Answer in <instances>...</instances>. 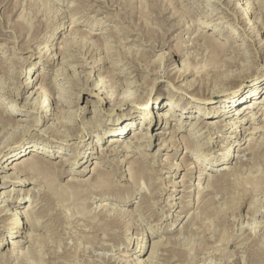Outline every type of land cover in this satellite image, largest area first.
I'll return each mask as SVG.
<instances>
[{
  "label": "rangeland",
  "instance_id": "1",
  "mask_svg": "<svg viewBox=\"0 0 264 264\" xmlns=\"http://www.w3.org/2000/svg\"><path fill=\"white\" fill-rule=\"evenodd\" d=\"M164 1L167 9H159L163 7H160V4ZM219 1L221 3L216 0H0V119L6 118L1 114L2 106L9 105L19 97L18 106L25 109L20 110L21 114L16 118L25 119L19 121V124L30 126V130H27L23 137L16 134L20 130L17 129L15 133L14 130L8 129L16 134L13 136L17 140L10 144L9 150L1 153L0 163L12 154L11 151L16 150L20 143L32 146L37 141L49 142L53 139V144L59 145L62 140L60 133L65 131L66 123L69 119L72 122L74 119L77 121L73 131L69 133L73 137L69 140L70 145L63 146V153L52 158V161H60L63 154L65 159L77 163L68 164L63 171L56 173L55 181L60 185L62 193L57 194L54 202H50L51 200L43 195L44 190H39L42 188L39 184L16 186V181L0 180V211H4L0 216V239L4 238V233L7 237L13 236L18 248L10 260L0 259V264H139L137 261L150 257L152 244L158 240V249L155 250L157 254L149 264H264V253L260 254L256 249L258 245L264 246V225L261 226L263 230L257 234L259 240H242L246 236L245 227L253 217L249 206L254 204L260 211L264 209V191L260 193L258 189H264V161L263 164L256 163L246 172L236 170L242 161L254 158V153L250 151L255 152L264 144V101L261 100L264 94V0L254 1H261L263 7H259V10L253 0ZM236 4L240 5L239 9L247 17L251 15L252 9L255 11L251 18H247V22H257L256 27L251 25V30L239 28L243 25L238 23L240 10L234 15L232 13ZM253 5L255 8H252ZM233 18L237 22H234ZM204 20L211 22L210 27H202ZM220 21L222 22L219 26L214 24ZM227 22L232 26L226 27ZM71 24L75 27H71ZM216 25L221 32H212ZM234 29H238L239 34L234 35ZM165 45L173 53L171 52L164 63L160 89L154 87L153 96L147 98L148 90L146 83H143L145 87L140 88L141 95L137 96L140 91L135 87H128L126 83L135 80L141 82L140 70L146 58L155 48ZM57 50H64L73 55L68 57L70 62L65 64L63 73L67 75L66 80L57 75L61 70L56 71L61 59L51 61L48 58ZM228 59H231L230 62ZM120 60L122 61L119 65L114 64ZM232 60L238 65H232ZM182 62L191 66L190 68L193 66L192 73L186 79L179 78L178 73L174 71ZM30 64H34L37 70L33 78L35 82L34 86L30 85L25 89L22 73L28 70L27 66ZM254 74L261 75L263 79L261 90L255 96V101L262 108H257L255 113L241 114L242 118H236L213 112L207 113L206 118L203 115V118H194L182 115L179 108L177 112L168 111L172 114L167 123L166 119L156 117V112L167 111L166 102L170 95H174V100L187 110L184 114L198 113L196 106L187 108L189 103H193L194 96L200 97V94H197L198 86L203 81L210 85V90L217 87L216 92L219 94L214 96V103L195 102V105H203L205 110L216 108L222 103L223 95L233 91L241 82L250 84L247 80ZM206 77H209V83ZM102 80L108 84L105 89L109 95L113 94L112 99L117 98L116 101H120L121 95H125L129 88L130 93L135 92L131 95L135 97L132 99L139 100L129 102L121 110H110V103L100 99L103 97L100 95L102 92L99 93L95 89L96 83H102ZM188 81L195 83V89H191L194 92L190 89L187 91ZM219 81H222L221 85L218 84ZM174 85L181 91L173 89ZM3 86H6L7 90L4 91L6 87ZM50 86H55L53 95L59 104L57 111L48 110L50 113L46 118V113L38 109L34 91L50 93L52 96ZM209 89L203 90L204 97ZM62 114L68 117L62 118ZM129 114L133 115L129 117ZM145 114L157 122L151 131L143 130V133L148 131L151 134V137H143L146 143L136 142V139H130L128 136L127 140L133 142L132 151L123 150V144L117 154L105 157L100 150L108 146L107 138L114 135L108 132L113 127L112 123L133 118V126L128 130L132 131L136 127L140 128ZM202 119L206 122L219 119H226L229 123L239 121L244 131L232 132L231 123L229 126L213 124L211 131L197 136L201 130L204 132L207 129L202 126L194 130L189 129L195 120ZM92 120L97 126L91 123ZM56 127L60 128L59 134L54 132ZM69 127L68 125L67 128ZM2 128L3 126L0 127V133L3 134L5 127ZM82 130H85V133ZM101 132L105 137L99 139ZM251 135L259 144L248 150L249 154L241 152L239 158L236 155L232 162L224 164L227 171H221L224 151L235 146L236 153L238 147L245 148L248 142L244 139ZM181 138L193 139L195 146L201 145L203 148L191 149V153H188L185 144L180 143ZM176 139L179 140L175 146L170 140ZM222 144L223 149L220 147ZM23 152L20 151L19 155ZM71 152H79V156L69 158L68 154ZM205 156L209 158L211 168H192L196 158L203 162L202 158ZM214 156L217 159H214ZM235 160H239L238 163ZM95 161L100 163L102 174L97 176V182H90ZM140 163L143 171L138 173L136 167L139 168ZM176 163H183L184 166L170 171ZM184 167H191V172L188 174ZM11 172L12 169L7 174ZM142 173L143 176H140ZM2 174L4 171L0 168V175ZM52 174L48 172L47 176L53 178ZM223 176H231L229 185H224L222 189L212 184L208 186L210 177L212 179ZM73 177L77 182L88 184L68 186L69 179ZM97 183L111 184L110 186L113 184V190L101 194L92 191L87 200L88 192ZM13 187L15 189L12 190ZM207 187L215 189L214 194L207 195L202 200L203 191ZM217 188L221 190L219 193ZM17 189H21L19 196ZM212 195L220 200L207 207L206 201ZM15 197L19 198L12 201ZM36 199L39 205L31 217L39 220V226L28 225V229L20 226L17 230L8 228L11 227L10 221L15 217L14 212L23 211L25 203ZM19 201L21 202L18 203ZM240 202L241 204H238ZM3 204L8 207L2 206ZM225 209L228 211L227 215L223 214ZM120 210L122 215L116 218ZM6 211H9L8 214H4ZM113 217L116 218L115 223L111 220ZM30 235L33 236L32 239ZM167 241L166 247L164 245ZM0 247V254L8 253L7 244Z\"/></svg>",
  "mask_w": 264,
  "mask_h": 264
},
{
  "label": "bare ground",
  "instance_id": "2",
  "mask_svg": "<svg viewBox=\"0 0 264 264\" xmlns=\"http://www.w3.org/2000/svg\"><path fill=\"white\" fill-rule=\"evenodd\" d=\"M158 1H160V0H158ZM163 1V0H162ZM211 1V0H210ZM229 2H233V0H228ZM241 1V0H240ZM254 1L255 0H253V3H254ZM156 2V1H155ZM216 2H218V3H221L219 0H216ZM261 2V1H260ZM260 2L258 3L257 1L255 2V3H257V4H255V6L257 5V9L259 8V9H261L262 7H263V5H261L260 4ZM159 3V2H158ZM160 4V3H159ZM158 4V5H159ZM235 4V3H234ZM157 5V4H156ZM163 7H162V6ZM153 7H155V5L153 6ZM159 7V6H158ZM160 7H162V8H159V9H163V10H165V9H167V7L168 6H166V2L164 1V3L162 2L161 4H160ZM239 7H240V5H238V4H236V6L234 7V12H232L233 13V15L235 14V12H237V11H239L240 9H239ZM252 8H255L254 7V5L252 6ZM157 9V8H156ZM155 9V10H156ZM236 9V10H235ZM258 9V10H259ZM259 12V11H258ZM251 15H253V13H255V11L252 9L251 10ZM251 15H249L248 17L249 18H251ZM247 15L243 12V11H241L240 10V17H239V20H238V23H243V25L242 26H240L239 28H242V29H244V30H247V28H249L250 30H251V25L252 26H254V27H256L257 26V22H255V23H251V21L250 22H247ZM208 18H209V16H208ZM234 20V22H237V20L235 19V18H233ZM252 20V19H251ZM259 21V20H258ZM222 21H220V22H216V23H214V24H220ZM233 22V23H234ZM245 22H246V26H245ZM71 23V22H70ZM211 23V22H210ZM210 23L208 22V21H205L204 20V23L203 24H201L202 25V27H210ZM224 23V22H223ZM222 23V24H223ZM236 24V23H235ZM22 25V24H21ZM215 26L214 27V29L212 30V32H221L222 30L221 29H219L218 28V26ZM74 25L73 24H71V27H73ZM148 26V25H147ZM232 25H230V24H228V22L226 23V27H231ZM234 26H236V25H234ZM22 28H23V26H21ZM75 27V26H74ZM77 27V26H76ZM150 27H148V29H149ZM261 29V28H260ZM253 32V31H252ZM234 35L235 34H239V31H238V29H234ZM66 36V35H65ZM114 40V39H113ZM65 41V40H64ZM215 41V40H214ZM211 42V41H210ZM217 43V42H216ZM221 44V43H220ZM226 44V43H225ZM214 45V44H213ZM219 45V44H218ZM220 46V45H219ZM221 47V46H220ZM61 48V47H60ZM229 48V47H228ZM154 49V48H153ZM223 49H224V47H223ZM225 50V49H224ZM129 51V50H128ZM239 51V50H238ZM172 51L171 50H169V47H167L166 45H165V47H161V48H155L154 49V51H152L149 55H148V57L146 58V61H145V63L143 64V68H142V70H140L141 71V73H140V76L142 77V81L141 82H139V80H135V81H132V82H128V83H126V85L128 86V87H135V89L136 90H138V91H140L139 93L140 94H138L137 92V96H139V95H141V90H140V88L141 87H145V84H143V83H146V87H147V94H146V97L147 98H149V97H151V96H153V93H154V87H157V90H159L160 89V84H161V79H162V70L164 69L163 68V66H164V63H165V61L167 60V58L168 57H170V55L173 53H171ZM240 53V52H239ZM58 54V55H57ZM127 55V54H126ZM239 55V54H238ZM70 56H73V55H71V53H68V52H65L64 50L62 51V50H59V52H58V50L56 51V53H54L52 56H49L48 58H50V60L51 61H54L55 59H61L60 61L61 62H59L58 63V68H57V70L56 71H59V70H61V72H58L57 73V75H60V79H63V80H66L67 79V75L65 76V74L63 73V72H65V64H68L69 62H70V59H68V57H70ZM241 56V55H240ZM228 57V56H227ZM226 57V58H227ZM238 57V56H237ZM243 57V56H242ZM242 57H240V58H242ZM106 58V57H105ZM104 58V59H105ZM130 58H131V56H130ZM225 58V57H224ZM229 58V57H228ZM244 58H245V56H244ZM243 58V59H244ZM237 58H235V60H236ZM49 60V59H48ZM106 60V59H105ZM108 60V59H107ZM130 60V59H129ZM221 60V59H220ZM229 60V62H230V60L231 59H228ZM235 60H232V61H234V63L232 62V65L234 64V65H236L235 64ZM121 61L122 60H120V62H118V63H114V64H116V65H119V63H121ZM226 61V60H225ZM236 61H238V59L236 60ZM5 62V61H4ZM113 62V61H112ZM239 62V61H238ZM133 63V62H132ZM138 63V62H137ZM142 63V62H141ZM22 64V63H21ZM20 64V65H21ZM140 64V63H139ZM231 64V63H230ZM242 64V63H241ZM245 64H246V62H245ZM244 64V65H245ZM134 66H135V64H133ZM187 65H189V64H187ZM191 65V64H190ZM227 65H228V63H227ZM226 65V66H227ZM238 65V64H237ZM243 65V66H244ZM82 66H83V64H82ZM138 66V65H137ZM218 66V65H217ZM28 67V70H26V71H24L23 73H22V77L24 78V83H22V84H24V88L26 89V88H28L30 85L31 86H34V82H35V79H33L34 78V75H35V72L37 71L36 70V68L34 67V64H30V65H28L27 66ZM76 67V66H75ZM174 67V66H173ZM191 66H186V64H184L183 62H182V65H180V67H178V66H176L175 68H174V71H175V73H178V77L179 78H183V79H186L187 78V76L189 75V74H191L192 73V68H193V66H192V68H190ZM229 67V66H228ZM4 68V67H3ZM20 68H22V67H20ZM195 68V67H194ZM218 68V67H217ZM244 68V67H243ZM246 69V68H245ZM243 70V69H242ZM196 71V70H195ZM227 71V70H226ZM204 72V71H203ZM213 72V71H212ZM219 72H220V70H219ZM234 72V74H236L235 73V71H233ZM7 73V72H6ZM21 73V72H20ZM206 73V72H205ZM122 74V73H121ZM208 74V73H207ZM222 74H223V72H222ZM205 75V74H204ZM204 75H202V76H204ZM103 76V75H102ZM232 76V75H231ZM230 76V77H231ZM234 76V75H233ZM53 77V76H52ZM134 77V76H133ZM238 77V76H237ZM140 78V77H139ZM206 78H208L209 79V77H206ZM218 78V77H217ZM46 79V78H45ZM101 79H103L102 77H101ZM100 79V80H101ZM198 79V78H197ZM220 79H222V78H220ZM220 79H216L217 81L218 80H220ZM223 79H225V78H223ZM228 79H229V77H228ZM234 79V78H233ZM106 80V79H105ZM201 80V79H200ZM203 80H205V79H203ZM207 80V79H206ZM261 80L263 81V79H261V75H253L252 76V78H250L249 80H247V81H249L250 82V84H244V82H241L239 85H237V87L233 90V91H230V92H228V93H226L225 95H223V99H222V103H220L219 105H218V107H216V108H210V109H208V110H205L206 109V107H204L203 105H195L196 103L195 102H202V103H214L215 101L213 100V98H214V96H217V94H219V93H217L216 92V88L217 87H213L211 90L208 88V85L209 84H207L206 83V81L204 82H198V83H200L199 84V88H198V92H197V94H200V97L199 96H194L193 98H192V102L193 103H189V107L187 108V109H190V108H193V106L195 107L196 106V108L198 109V113L196 112V114L194 113L193 115H186V114H184V112H186L187 110L186 109H184L182 106H180L179 105V103H177L175 100H174V95H170V98L167 100V102H166V110L167 111H165V112H160V111H158V112H156L155 114H156V117L158 116V118H164V119H166V123L168 122V119L171 117V114L172 113H170L171 111H178L179 110V108H181L180 109V113H182V115H185L186 117H189V116H193L194 118H203V117H205L206 118V114L208 113V114H213V112L214 113H218V114H221L222 113V116H236V118L237 117H239L241 114L242 115H247V114H249V113H255V112H257L256 111V109L258 108V109H260L261 110V108H260V106H259V103H257L256 101H255V96H256V94H258L259 93V91L261 90ZM108 81V80H107ZM208 81V83H209V81H210V79L209 80H207ZM243 81H245V80H243ZM189 82V83H188ZM187 82V91H189V89L191 90V89H195V83H192L191 81H188ZM194 82V81H193ZM220 83H218V84H220L221 85V82L222 81H219ZM93 83H95V82H93ZM196 83H197V81H196ZM213 83H215V81H213ZM223 84H225V82L223 83ZM8 85V84H7ZM6 85V86H7ZM125 85V84H124ZM197 85V84H196ZM5 86V87H6ZM108 87V84L107 83H104L103 82V80H102V83H101V81L99 82V83H96V86H95V89L97 90V91H99V93L100 92H102L100 95H102L103 97H101L100 99H104V101L107 103H110V107H111V109L110 110H112V111H116V110H121V108L123 107V106H126L127 104H129V102H131V101H135V100H139V99H135V100H133L132 98L134 97H131V95H133L135 92H132L131 91V93H130V90H129V88H128V90H126V94L124 95V93H123V96L121 95V97H122V99L120 100V101H116V97L115 96H113V97H115L116 99H114V102L113 103H111L112 101L111 100H113L112 99V95L113 94H110L109 95V93H107L106 92V89H105V87ZM178 86V85H177ZM183 86V85H182ZM185 86V85H184ZM212 86H213V84H212ZM264 85H262V90L264 89V87H263ZM4 87V86H3ZM4 87V88H5ZM106 87V88H107ZM125 87V86H124ZM143 87V88H144ZM209 87H210V85H209ZM219 87V86H218ZM247 87H249V89H247ZM51 88V86L49 87V89ZM58 88V87H57ZM84 88V87H83ZM118 88V87H117ZM127 88V87H126ZM125 88V89H126ZM40 89V87H38V90ZM52 96H51V94L49 93H46V92H44V93H42L41 91L40 92H38L37 90H35L34 91V94H36L37 95V97H36V104L38 105V109H40V110H42V111H44V113H46V118H48L47 117V114H49L50 112L48 111V110H51V111H57V105L59 104L58 103V100L56 99V97H55V95H53V92L55 91V86H52ZM94 89V90H95ZM120 89V88H119ZM124 89V90H125ZM173 89H175V90H177V91H181L179 88H176V86L174 85V88ZM207 90V89H209L210 91L209 92H207V95H205V97H204V95H202V93H203V90ZM5 90H7V87L4 89V91ZM8 90H9V88H8ZM183 90H185L186 91V89H184L183 88ZM1 91V90H0ZM12 91V89L10 90V92ZM33 91V90H32ZM63 91V90H62ZM118 92L117 90H114V92ZM135 91V90H134ZM191 91H193V90H191ZM191 91H190V93H191ZM56 92H59V91H56ZM56 92H55V94H56ZM110 92V91H109ZM114 92H111V93H114ZM115 92V93H116ZM122 92V91H121ZM194 92V91H193ZM12 94H13V92H11ZM62 93V92H61ZM119 93V92H118ZM145 93V92H144ZM15 94H16V92H15ZM45 94V95H44ZM122 94V93H121ZM195 94H196V90H195ZM204 94H205V92H204ZM99 95V96H100ZM115 95V94H114ZM119 96H120V94H118ZM145 95V94H144ZM156 95V94H155ZM18 96V95H17ZM16 96V97H17ZM61 96V95H60ZM97 96V95H96ZM118 96V97H119ZM136 96V95H135ZM136 96V97H137ZM162 96V94L160 93V95H159V97H161ZM204 97V98H202V97ZM140 97H142V96H140ZM139 97V98H140ZM66 98V97H65ZM135 98V97H134ZM61 99V98H60ZM63 99V98H62ZM98 99H99V97H98ZM119 99V98H118ZM152 99V98H151ZM208 99V100H207ZM13 100V99H12ZM63 100H65V99H63ZM141 101H142V99H140ZM262 101H264V94H263V96H262V99H261ZM19 97H17L16 99H14V101H12V102H10L9 103V105H6V106H2L3 107V112H1V114H4V116H6V118L4 119V118H1L0 119V127H2L3 126V128L5 127V130H3V134L2 133H0V134H2V143H0V155H1V153H4V152H6L7 150H9V147H10V144H12L13 142H15L14 140H17L16 139V137L14 138V136L13 135H16V134H18L17 136H24L25 135V133H26V131L27 130H30V129H28V128H30V126H28V125H21V124H19V121H25V119H21V118H19V119H17L16 118V116L17 115H19V114H21L20 113V110H22V109H25V107H19L18 106V104H19ZM28 101H29V99H28ZM65 101H67V100H65ZM61 102V101H60ZM64 102V101H63ZM35 103V102H34ZM33 102H32V104H34ZM261 103V102H260ZM26 104H28L29 105V103H26ZM36 105V106H37ZM168 105V106H167ZM60 108V107H59ZM109 110V109H108ZM160 110V109H159ZM168 111H170V112H168ZM259 111V110H258ZM73 112V111H72ZM71 112V113H72ZM153 112V111H152ZM62 115H64V114H62ZM131 115H133V114H131ZM130 114H129V117L131 116ZM202 115H203V117H202ZM67 115H64L62 118H64V117H66ZM72 116V115H71ZM73 116H75L74 114H73ZM252 116V115H251ZM68 117V116H67ZM154 117H155V115H154ZM69 118H72V117H69ZM236 118H234V119H236ZM240 118H242L241 116H240ZM67 119V118H66ZM41 120V119H40ZM70 121L69 122H67L66 123V126L68 127V125L70 126L69 128H67V127H65L66 129H65V131H63V132H61L60 133V136L62 137L61 139V141H59V145H56V144H53V142L52 141H55V140H51V141H49V142H45V141H37V143L36 144H34V145H32V146H27V145H24L23 143H20L19 145H18V148H16V150L15 149H13V151H11L12 152V154H10L7 158H5V160L4 161H2L1 163H0V168L2 169V171H4V174H2V175H0V180H3V182H8V181H16L15 182V184H16V186H20V185H27V184H29V183H32V184H39V185H41V187L42 188H40L39 190H44V192L42 191V193H43V195L44 196H46L47 197V199L48 200H51L50 202H54L53 201V199H55V197H57L58 195V193L60 192V193H62L61 192V189H59V184H56V181H55V178H56V173H58V172H61V171H63L64 170V168L68 165V164H73V165H76L77 163L73 160H70V159H68V158H66L65 159V157L63 156V154H62V156H61V159H60V161H57V162H55V161H52V158H56V157H59L60 156V153H63V151H64V147H66V146H69L70 145V143H69V140L70 139H72L73 137L69 134L70 133V131H73V129H74V125L75 124H77V121H76V119H74L73 120V122L71 121V119H69ZM77 120H78V118H77ZM67 121H68V119H67ZM93 121V120H92ZM63 122H65V121H63ZM71 122V123H70ZM88 122V121H87ZM90 122V121H89ZM141 122V121H140ZM139 122V123H140ZM91 123H93L94 125H96L97 126V124L93 121V122H91ZM133 123H134V120H133V118H126V119H124V120H122L121 122H117L116 121V123L114 122V123H112V128L108 131V132H112L114 135H111L110 137H108L107 138V140H108V146L106 147V148H101V150L100 151H103V153H104V155H105V157L106 156H111V155H115V154H117L118 152H119V147L121 146V145H123V147H122V149L123 150H126V151H132L133 149L131 148L132 147V145H131V143H133L131 140L130 141H128L127 140V137L129 136V137H131L130 139H136V142H144L145 140L143 139V137H151L150 135V132L148 133V131L151 129V128H153L155 125H156V121H153V119L151 118V117H149L148 116V114H145L144 116H143V119H142V123H141V125H140V128H143V129H140L139 127H136L135 129H133L132 131H128L132 126H133ZM171 124H172V122H170ZM231 123V122H230ZM226 119H219V120H216V121H214V122H206V121H204V119H202V121H194V123H193V126L191 125V127H190V129L189 130H194V129H196L197 127H199V126H202V128L204 129H207V130H205L204 132L201 130V133L199 134V135H197V136H200V135H203V134H205L206 133V131H211V129L214 127L213 126V124H216V126H217V124L218 125H221V126H225V125H228V124H230ZM60 124V123H59ZM68 124V125H67ZM87 125H89V123H86ZM196 126H195V125ZM232 127H231V130H232V132L234 131V132H243L244 131V128H243V126H242V124H239V121H233L232 123ZM64 125V124H63ZM65 126V125H64ZM229 126V125H228ZM2 128V129H3ZM27 128V129H26ZM58 127H56V130L54 129V132L55 131H57L58 133L57 134H59V131H60V128L59 129H57ZM254 129H255V127H253ZM257 128H259V127H257ZM256 128V130H258ZM8 129H12V131L14 130V132L16 133V131H17V129L18 130H20L19 131V133H11ZM24 129V130H23ZM145 129H147L148 131H146V133H143V130L145 131ZM262 130H263V128H261ZM52 130V129H51ZM47 131V130H46ZM49 131V130H48ZM82 131H84V133H85V130H82ZM81 131V132H82ZM151 131V130H150ZM2 132V131H1ZM160 133V132H159ZM158 132H157V134H159ZM161 133H163V132H161ZM252 133H254V134H256V132H252ZM9 134V135H8ZM57 134H55V135H57ZM8 135V136H7ZM59 136V137H60ZM220 135H218V137H219ZM83 137V136H82ZM99 139L100 138H103V137H105V135L101 132L100 134H99ZM183 137V136H182ZM222 137V136H221ZM175 138V137H174ZM191 138H193V139H195V137H191ZM138 139V140H137ZM182 139V138H181ZM193 139H188V140H180V143H183V144H185V148H186V152H188V153H191V149H197V150H199V149H201V148H203V146H201V145H194V142H193ZM199 139V138H198ZM229 139V138H228ZM179 139H176V140H170V142H172V143H174V145L176 144V141H178ZM244 140H246V142H248V146H246L245 148L244 147H238L239 145L237 144L236 146L238 147L237 148V151H236V153L234 152V147H231V148H229V149H227L226 151H224L225 153H224V157L222 158V160L221 161H223V164H220L221 166H222V169H220L221 171L222 170H225V171H227V169H226V165H224V164H227L229 161L230 162H232L233 160H234V158H235V156L237 155V158H239V154H241V152H248V150H251L252 148H254V146L258 143V141H256V139H255V141H254V138L252 137V135L247 139H244ZM164 141H165V139H164ZM0 142H1V139H0ZM169 142V143H170ZM145 143H146V141H145ZM168 142L166 141V144H167ZM197 144V143H196ZM259 144V143H258ZM260 144H262V143H260ZM173 145V144H172ZM206 145V144H205ZM64 146V147H63ZM176 146V145H175ZM174 147V146H173ZM178 147V146H177ZM181 147H182V145H181ZM220 147L223 149V147H224V144H222V145H220ZM78 148V147H77ZM140 148V147H139ZM168 149H170V147H167ZM179 148H180V146H179ZM257 148V147H256ZM18 149V150H17ZM121 150V149H120ZM142 150V149H141ZM15 151H18V152H15ZM20 151H24L21 155H19L20 153ZM252 154L254 153V158H251V159H249V160H246V161H242L240 164H238V165H241L240 167H237L236 168V170H238V172H246V170H248V169H250V168H252L253 166H255V164L256 163H262L263 161H264V144H262L260 147H258L256 150H255V152L253 151H250ZM102 154V153H101ZM198 155H201V153H197ZM210 154V153H209ZM248 154H249V152H248ZM186 155V154H185ZM192 155H193V153H192ZM68 156H69V158L71 157H76V156H79V152L77 153V152H71L70 154H68ZM219 156V155H218ZM67 157V156H66ZM211 157V156H210ZM212 158V157H211ZM214 159L216 158L217 159V157H213ZM208 157H204V158H202V160H203V162L202 161H200L199 160V158H196V160L194 161V163L192 164V168H195V169H202L201 167H203V166H205L206 168H211L210 166H209V161H208ZM218 159H219V157H218ZM237 160H235V162H236ZM239 161V160H238ZM238 161H237V163H238ZM175 163V162H174ZM177 165L175 166V165H173V166H175V167H172L171 169H170V171H172V169L174 168L175 170L174 171H176V169H178L180 166H184V164L182 163V164H180V163H176ZM263 164V163H262ZM200 165V166H199ZM235 166H237V164L235 165ZM171 167V166H170ZM229 167V166H228ZM131 168V167H130ZM184 168H186V167H184ZM191 167L190 168H186L187 169V173L189 174L191 171V169H192ZM215 168V167H214ZM12 169V172L11 173H8L7 174V172L9 171V170H11ZM134 169V168H133ZM234 169V168H233ZM130 170V169H129ZM136 170H137V172L139 173L140 172V170H141V172L143 171V166L141 165V163H140V165H139V168H137L136 167ZM235 170V171H236ZM255 170V169H254ZM263 171H264V166H263V169H262ZM201 171V170H200ZM253 171V170H252ZM251 171V172H252ZM48 172H51V173H53L52 175H53V178L51 177V178H49L48 176H47V173ZM231 172H232V170H231ZM255 172V171H254ZM144 173V172H143ZM143 173H142V175H140V176H143ZM201 173V172H200ZM227 173V172H226ZM225 173V174H226ZM253 173V172H252ZM100 174H102V170H101V168H100V163L99 162H97V161H95V165H94V168H93V174H92V179L90 180V182L91 181H96L97 182V176L98 175H100ZM202 174H203V171H202ZM228 174V173H227ZM231 174V173H230ZM235 174V173H234ZM229 175V174H228ZM240 175H243V174H240ZM139 176V177H140ZM186 176H188V175H186ZM192 176V175H191ZM190 176V177H191ZM213 176V175H212ZM227 176V175H226ZM226 176H223V177H215V178H212L211 179V177H210V179H209V184H208V186L210 187L211 186V184L212 185H215L216 187L217 186H220L219 188L220 189H222L223 187H224V185H226V184H228L229 185V183H231V176H228V177H226ZM199 177V176H198ZM226 177V178H225ZM239 177V176H238ZM46 178V179H45ZM74 178L75 177H73V179L71 178V179H69V183H68V186H75L76 187V185L78 184V185H85V183L86 184H88L87 182H84L83 183V181H80V182H77V181H75L74 180ZM200 178V177H199ZM242 178V177H241ZM260 179V178H259ZM189 181L191 180V179H188ZM231 180V181H230ZM234 180V179H233ZM178 182V181H177ZM188 182V181H187ZM237 182V181H236ZM185 183V182H184ZM233 183V182H232ZM250 183V182H249ZM154 184V183H153ZM174 184V183H173ZM180 184V183H179ZM242 184V183H241ZM111 185V184H110ZM110 185H106V183H105V185H103L102 183H97V185H93L94 186V188H92L88 193H89V196H87L86 198H87V200H88V198L90 197V195H92L91 193H92V191L93 192H98V193H102V192H106V191H111V190H113V184H112V186H110ZM189 185V184H188ZM34 186V185H33ZM142 186V185H141ZM227 186V185H226ZM235 186H236V184H235ZM237 186H239V185H237ZM79 187V186H78ZM176 187V186H175ZM204 187V186H203ZM62 188V187H61ZM142 188L144 189V187L142 186ZM188 188V187H187ZM190 188V187H189ZM219 188H217V189H219ZM12 190L13 189H15L14 187L13 188H11ZM216 190L217 191V193H219V191H221V190ZM258 189H260L259 190V192L260 193H262L263 191H264V189L263 190H261V188H258ZM258 189H257V193H259L258 192ZM20 190L21 189H17V195L19 196L20 195ZM175 190H177V189H175ZM178 190H181V189H178ZM191 190V189H190ZM193 190V189H192ZM215 190V189H214ZM214 190L213 189H210V188H208L207 187V189L205 190V191H203V194H202V200H203V198L205 197L206 198V196L207 195H211V194H214ZM245 190V189H244ZM143 191V190H142ZM144 191H146V190H144ZM181 191H183V190H181ZM246 191H247V189H246ZM189 192V191H188ZM29 193V192H28ZM79 193H81V192H79ZM244 193H247V192H245L244 191ZM249 193V192H248ZM264 193V192H263ZM14 194V193H13ZM86 194V193H85ZM86 195H88V194H86ZM152 195V194H151ZM223 195V194H222ZM231 195V194H230ZM42 196V195H41ZM30 197V196H29ZM92 197V196H91ZM175 197V196H174ZM224 197V196H223ZM17 198H19V197H15V198H12L11 200L13 201V200H16ZM173 198V197H172ZM178 198V197H177ZM235 198V197H234ZM233 198V199H234ZM45 199V201H46V198H44ZM58 199V201L60 200V196H59V198H57ZM6 200V199H5ZM216 200L218 201V200H220V199H216V196H214V195H212L211 197H209V199L206 201L207 202V207L209 206V205H212L213 203H215L216 202ZM259 200V199H258ZM264 201V200H263ZM21 201H19L18 203H20ZM48 202V201H47ZM49 202V203H50ZM233 202V201H232ZM236 201H234V203H235ZM247 203V202H246ZM264 203V202H263ZM231 204V203H230ZM238 204H241V202L240 203H238ZM39 205V202H38V200L36 199L35 201H28L27 203H25L24 204V210L23 211H21V210H17V208H15L14 209V211H16V212H14V215H15V217L14 218H12V220L10 221V225H11V227H8V228H10V229H18V227H20V226H22L24 229L25 228H27V226L28 225H31V226H39V220H37V219H35V217H31V215H34L35 213H36V210H35V208L37 207ZM175 205V204H174ZM235 205V204H234ZM2 206H7L8 207V205L7 204H3ZM238 206V205H237ZM264 206V205H263ZM22 207V208H23ZM234 207V206H233ZM11 208V207H10ZM228 208V207H227ZM264 208V207H263ZM260 209H262V207L260 208ZM12 210H13V208H12ZM219 210V209H218ZM224 210V209H223ZM249 210H252L251 212H252V215H253V217H251L250 218V221H248V224H247V226L245 227V230H244V232L246 233V236L242 239L243 240V242L246 240V239H251V240H256V239H260V237L258 236L257 237V234L259 233V232H261L262 230H263V228L261 227V226H263L264 225V209H262V211H260L259 209H258V207L257 206H254V204L253 205H250L249 206ZM3 210H1L0 211V216H1V212H2ZM230 211V210H229ZM234 211V210H233ZM4 212V211H3ZM7 212H9V211H6V213H4V214H8ZM214 212H215V209H214ZM223 212V211H222ZM199 213V212H198ZM204 213H205V211H204ZM216 213V212H215ZM221 213V212H220ZM3 214V213H2ZM207 214V213H206ZM224 215H227L228 214V211H226V209H225V211H224V213H223ZM12 215H13V213H12ZM122 215V213H121V210L120 211H118L117 212V217L116 218H118V216L120 217ZM198 216V215H197ZM261 216H262V218H261ZM11 218V217H10ZM116 218L115 217H113V219H111L112 220V222H114L115 223V220H116ZM219 218V217H218ZM24 219H26V220H24ZM42 220V219H41ZM118 221V220H117ZM111 222V223H112ZM113 223V224H114ZM117 223V222H116ZM119 223H120V221H119ZM96 224V223H95ZM118 224V223H117ZM112 225V224H111ZM119 225V224H118ZM117 225V226H118ZM250 225V226H249ZM113 226H115V225H113ZM122 226H123V223H122ZM28 229V228H27ZM7 230V229H6ZM8 232H9V230H8ZM13 232V231H12ZM17 232V231H16ZM6 233H7V231H6ZM32 235H34V234H32ZM9 236V235H8ZM31 237H33V236H31L30 235V238ZM25 238H27V237H25ZM28 238H29V236H28ZM179 238V237H178ZM32 239V238H31ZM31 239L29 240L30 241V243L32 242L31 241ZM49 239V238H48ZM143 239V238H142ZM73 240V239H72ZM166 240H167V238H166ZM159 241V240H158ZM158 241L156 242V241H154L153 242V244H152V251H151V253H150V257L149 258H147V259H145V260H139V261H137V262H139V264H149V262L151 263L152 261H153V258H154V255L155 254H157L156 253V249H158ZM71 242V241H70ZM168 241L166 242V244L164 245V246H168ZM5 244H7L8 245V248H9V250H8V253H4V254H0V259H6V260H10V258H12L13 256H14V254L15 253H17V251H18V248H17V243L15 242V240L13 239V236H10V237H7V234L5 235V233H4V238H1L0 239V246L1 245H5ZM43 244V243H42ZM256 244V243H255ZM259 244V243H258ZM139 245V244H138ZM140 246H143V245H140ZM249 247V246H248ZM254 247V246H253ZM1 248V247H0ZM29 248V247H28ZM256 249H257V251H258V253L260 252V254H262V252L264 253V246L263 245H258L257 247H256ZM23 256H24V254H23Z\"/></svg>",
  "mask_w": 264,
  "mask_h": 264
}]
</instances>
